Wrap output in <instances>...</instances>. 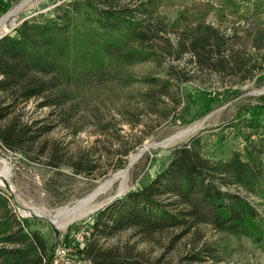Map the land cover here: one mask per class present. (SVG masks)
<instances>
[{
	"label": "trees",
	"instance_id": "obj_1",
	"mask_svg": "<svg viewBox=\"0 0 264 264\" xmlns=\"http://www.w3.org/2000/svg\"><path fill=\"white\" fill-rule=\"evenodd\" d=\"M156 1L63 0L50 14L25 19L14 33L1 37L0 145L24 155L42 151L44 144L38 141L50 125H40L42 119L24 122L16 111L39 98V107L50 108L51 115L63 114L68 122L73 112L87 110L92 99L135 81L128 67L159 62L161 54L153 44L158 29L162 31L163 51L174 61L190 53L188 62L205 73L228 76L240 83L254 79L259 85L264 81V68L253 57L264 49V26L235 22L222 27L200 21L180 32L176 29L174 42L159 28L162 22L155 26L150 21ZM257 5L253 0L254 12ZM251 59L256 62L250 64ZM176 67L168 64L162 78L146 75L139 79L149 87L143 98L163 101L162 97L169 96L174 82L181 79ZM239 92L224 88L215 97L225 100ZM258 99L264 109V94ZM241 119L249 127L248 132L244 128L240 131L242 150H233L225 159H213L204 153L202 138L194 135L171 150L167 165L148 183L97 210L87 241L77 249L85 264H143L120 245L102 246V241L126 229L149 238L168 229L190 231L205 225L264 247V216L230 189L257 195L264 174V125L256 119ZM79 131L80 127L72 133ZM63 155L60 147L52 144L48 159L55 161L49 162L56 171L62 166L75 174L94 171L93 150L81 151L66 162ZM27 225L26 219L16 218L7 197L0 193V264H44L47 260L54 244L49 246Z\"/></svg>",
	"mask_w": 264,
	"mask_h": 264
},
{
	"label": "rangeland",
	"instance_id": "obj_2",
	"mask_svg": "<svg viewBox=\"0 0 264 264\" xmlns=\"http://www.w3.org/2000/svg\"><path fill=\"white\" fill-rule=\"evenodd\" d=\"M22 1L0 0V9H3L0 18ZM62 1L34 0L18 16L6 21L0 32L14 33V28L23 18H31L38 13L50 14L52 8ZM252 1L157 0L150 21L155 26L162 22L159 28H163L165 36L174 42L178 34L176 29L180 32L200 21L222 27H229L235 22V25L239 22H255L264 26V0H257V12L251 6ZM161 32L160 29L156 31L158 36L153 43L156 51L161 54L158 56L159 62L128 67L127 71L136 78L135 81L129 85L116 86L115 91L92 99L87 110L73 112L68 122L63 120V114L51 115L50 108L39 107V98L29 100L16 111L22 121L42 119L40 125L49 124L50 130L39 138L38 142L44 144L42 151L24 155L0 145V177L6 176V168L9 172L6 180H0L4 184L7 182L9 190L0 184V193L7 197L16 218L26 219L28 229L39 232L49 246L55 243L56 238L52 222L40 216H28L24 208L35 207L55 213L61 207L73 205L116 171L126 168L129 156L147 146L130 168L128 187L118 194L121 196L148 183L167 165L171 150L194 135L202 138L207 156L225 159L233 150H242L244 146L240 131L244 128L248 132L249 127L244 126L241 118L256 119L264 125V109L258 99L261 96L259 93L264 92V81L259 85L254 84V79L240 83L238 79L228 76L205 73L195 63L188 62L190 53L174 61L163 51L164 45L159 38ZM253 57L264 68V49ZM256 61L251 59L250 64ZM170 63L177 66L181 75V79L174 82L170 95L162 97L163 101L159 98H143L142 94L149 87L138 80L146 75L162 78ZM185 77L188 79L184 80ZM224 88H237L240 92L225 100H217L215 95ZM63 109L67 110V107ZM195 123H200V128L182 141L167 147L160 145L177 131ZM79 127L81 131L73 134L72 130ZM55 143L64 154V162L81 151L93 150L94 171L75 174L67 166L56 171L51 165L55 161L48 159L51 146ZM124 152L127 154L123 155ZM117 189L118 183H115L98 198L99 202L111 195L112 198H118ZM230 189L245 197L264 216V174L257 195L241 188ZM107 202L101 206L104 207ZM97 209L64 227L54 225L57 228V239L53 249H68L63 264L86 263L77 249L87 241L92 215ZM102 244L103 247L120 245L122 251L138 256L143 264H264L263 246L254 244L246 237L236 238L217 233L205 225L190 231L168 229L149 238H141L132 229H126L102 241Z\"/></svg>",
	"mask_w": 264,
	"mask_h": 264
},
{
	"label": "bare ground",
	"instance_id": "obj_3",
	"mask_svg": "<svg viewBox=\"0 0 264 264\" xmlns=\"http://www.w3.org/2000/svg\"><path fill=\"white\" fill-rule=\"evenodd\" d=\"M33 1L34 0H23L18 5L10 9L7 13H5L0 18V29L6 21L10 20L15 16H18V14L21 11H24ZM2 33L4 32H0V34ZM262 91H264V85ZM199 128H200V123H195L186 128H183L177 131L167 140L163 141L160 145L163 147L174 145L175 143L182 141L185 137L189 136L193 132L197 131ZM146 148L147 146H144L138 152L131 154L128 158V163L126 168L116 171L105 181H103L89 195L85 196L80 200H77L73 205L71 206L67 205L61 207L55 213L45 212L42 209L35 207L24 208V211L27 212L28 215H41L43 218L49 219V221L52 222V224L55 225L56 227H64L69 222L87 215L88 213L97 209L103 203L109 201L112 198V195L101 202H99L98 198L101 197V195L107 193L115 183H118L117 195L123 193L128 187V176H129L130 168L137 160L138 156ZM0 160L2 159L0 158ZM8 175H9L8 168H6V176L4 178L0 177V180H6ZM0 184L6 186L7 182L4 184L3 181H0Z\"/></svg>",
	"mask_w": 264,
	"mask_h": 264
},
{
	"label": "built area",
	"instance_id": "obj_4",
	"mask_svg": "<svg viewBox=\"0 0 264 264\" xmlns=\"http://www.w3.org/2000/svg\"><path fill=\"white\" fill-rule=\"evenodd\" d=\"M68 249H63L61 247L54 248L52 251L51 259L49 260V263L46 261L44 264H63L65 261V257L67 256Z\"/></svg>",
	"mask_w": 264,
	"mask_h": 264
},
{
	"label": "water",
	"instance_id": "obj_5",
	"mask_svg": "<svg viewBox=\"0 0 264 264\" xmlns=\"http://www.w3.org/2000/svg\"><path fill=\"white\" fill-rule=\"evenodd\" d=\"M25 19H27V18H23L21 21H20V23L21 22H23ZM9 33V31H7V32H4V33H2V34H0V38L1 37H3V36H5L6 34H8ZM262 94H264V92H261V93H259V95H262ZM6 188L8 189V187H7V185H6ZM9 190V189H8ZM10 194V193H9ZM11 195V194H10ZM120 195H118V197H119ZM117 196H115V197H113V198H111L106 204H108L109 202H111L114 198H116ZM18 208L20 207V205L16 202V204H15ZM105 205V204H104ZM100 208H102V206L100 207ZM100 208H98V209H100ZM97 209V210H98ZM28 216H30V215H28ZM32 216V215H31ZM36 216H40V217H42L41 215H36ZM43 218V217H42ZM45 219V218H44ZM46 220H48L49 221V219H46ZM53 227H54V230H55V236H56V238H55V243H54V245L56 244V239H57V231H56V227L53 225ZM51 256H52V253L49 255V257L47 258V260H46V262L48 263L49 262V260L51 259Z\"/></svg>",
	"mask_w": 264,
	"mask_h": 264
}]
</instances>
